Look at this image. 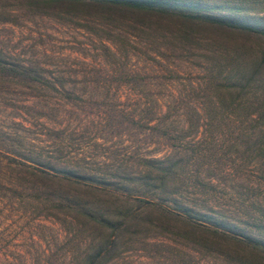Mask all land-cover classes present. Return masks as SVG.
<instances>
[{
	"label": "rangeland",
	"instance_id": "374dc122",
	"mask_svg": "<svg viewBox=\"0 0 264 264\" xmlns=\"http://www.w3.org/2000/svg\"><path fill=\"white\" fill-rule=\"evenodd\" d=\"M258 13L264 14V7ZM84 22L0 0V49L48 79L25 82L0 75V150L10 155L52 150L114 172L124 164L134 166L138 156H160L171 142L178 144L174 130L193 134L198 126L195 135L205 137L202 160L221 167L237 164L235 178L218 173L216 192L225 210L246 219L254 208L251 200L264 202V169L251 164L250 153L239 154L240 144L235 150L231 143L238 131L254 128L246 115L254 112L259 90L224 89L241 74L248 56L205 43H154L118 27L111 28L113 37H105L100 25ZM167 129L170 135L162 133ZM17 198L0 191V217H6L0 226L12 220L7 229L0 227L3 234L8 231L0 255L23 256L24 264H63L78 254L85 232L77 224L43 216L29 195ZM113 262L230 264L215 250L195 249L169 231L133 240Z\"/></svg>",
	"mask_w": 264,
	"mask_h": 264
},
{
	"label": "trees",
	"instance_id": "16d2710c",
	"mask_svg": "<svg viewBox=\"0 0 264 264\" xmlns=\"http://www.w3.org/2000/svg\"><path fill=\"white\" fill-rule=\"evenodd\" d=\"M18 1L39 13L83 17L88 27L100 25L105 37H113L111 28L118 27L154 43L158 39L189 46L205 43L246 54L249 59L241 74L224 90L231 93L236 86L240 91L259 90L254 112L246 115L254 128L238 131L231 144H240L239 154L250 153L251 164L264 169V14L258 13L264 0ZM0 75L48 81L39 68L11 60L1 49ZM215 87L220 89L221 84ZM195 131L198 126L193 134L174 130L178 146L171 142L172 148L160 156H138L134 166L118 165L114 172L52 150L33 148L12 155L0 150V191L19 196L18 200L29 195L35 199L31 206L39 207L43 216L68 219L85 232L78 254L63 264H113L129 243L156 231H169L195 249H213L230 264H264V202L251 200L254 208L244 220L225 210L216 192L218 173L235 178L238 166L233 161L221 167L214 160H202L205 137ZM162 133L171 134L168 129ZM55 151L60 152L58 147ZM21 205L18 202L16 208ZM5 218L0 217V224ZM11 224L12 220L2 225L7 229ZM4 228L0 241L8 233H2ZM25 261L19 255H0V264Z\"/></svg>",
	"mask_w": 264,
	"mask_h": 264
}]
</instances>
